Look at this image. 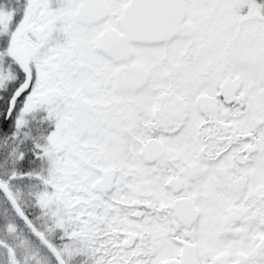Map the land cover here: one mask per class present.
<instances>
[{
	"label": "snow or ice",
	"instance_id": "1",
	"mask_svg": "<svg viewBox=\"0 0 264 264\" xmlns=\"http://www.w3.org/2000/svg\"><path fill=\"white\" fill-rule=\"evenodd\" d=\"M0 264H264V0H0Z\"/></svg>",
	"mask_w": 264,
	"mask_h": 264
}]
</instances>
